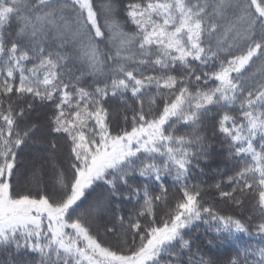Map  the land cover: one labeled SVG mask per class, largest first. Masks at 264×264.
Masks as SVG:
<instances>
[{"label": "snow or ice", "instance_id": "1", "mask_svg": "<svg viewBox=\"0 0 264 264\" xmlns=\"http://www.w3.org/2000/svg\"><path fill=\"white\" fill-rule=\"evenodd\" d=\"M0 264H264V0H0Z\"/></svg>", "mask_w": 264, "mask_h": 264}, {"label": "trees", "instance_id": "2", "mask_svg": "<svg viewBox=\"0 0 264 264\" xmlns=\"http://www.w3.org/2000/svg\"><path fill=\"white\" fill-rule=\"evenodd\" d=\"M30 151H32V150H29V152H30ZM27 158H28V153L26 152V155H25V162H26V165H27V163H28V159H27ZM202 240H203V237H202ZM249 242L254 244V243H256L257 241H256V240H252V241H249Z\"/></svg>", "mask_w": 264, "mask_h": 264}]
</instances>
